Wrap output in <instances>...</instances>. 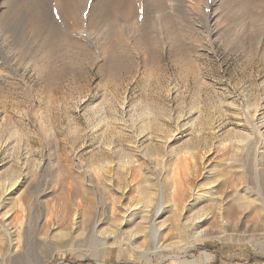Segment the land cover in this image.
I'll list each match as a JSON object with an SVG mask.
<instances>
[{"label": "rangeland", "instance_id": "obj_1", "mask_svg": "<svg viewBox=\"0 0 264 264\" xmlns=\"http://www.w3.org/2000/svg\"><path fill=\"white\" fill-rule=\"evenodd\" d=\"M112 1L104 9L115 16ZM224 10L222 34L210 42L196 31L182 40L181 53L159 47L175 44L172 33L174 42L152 36L158 47L145 56L132 50L104 62L94 51L71 57L63 50L49 76L22 63L16 66L24 86L0 76V210L23 216L22 227L15 222L20 237L0 243V264H264L257 222L264 212L238 213L250 210L255 174L248 172L264 160V21L240 19L235 6ZM25 41L17 56L39 60V40ZM261 186L264 196L263 180ZM169 187L200 193L203 208L212 198L224 208L241 195L244 206L232 202L235 222L228 225L220 209L218 228L207 235H195L190 224L183 232L174 227L160 250L150 234L131 239L129 226L118 224V243L94 254L91 222L102 219L108 227L111 205L119 216L122 207L144 214L161 188L169 202ZM244 188L250 192L241 194ZM221 191L230 195L224 200ZM74 213L91 216L81 231L43 235L46 218L64 226Z\"/></svg>", "mask_w": 264, "mask_h": 264}, {"label": "bare ground", "instance_id": "obj_2", "mask_svg": "<svg viewBox=\"0 0 264 264\" xmlns=\"http://www.w3.org/2000/svg\"><path fill=\"white\" fill-rule=\"evenodd\" d=\"M105 2L109 4L110 0H0V67L3 68L0 71L3 70L4 72L0 76H5L7 79L14 78L21 86H24V74L18 72L16 65L20 66L19 64L22 63L24 67L32 66V69L36 70L37 74L44 73L47 75L48 71H53L54 73V66L58 67V58H60V53L63 50L65 53H71V57H74L73 55L78 53V51H94L105 60L104 62L119 61L122 56L132 54V50L138 51L145 56L149 51L158 47L154 44L152 36H159L162 40H167L168 38L173 40V37H171L172 33L175 36V44H169L164 41L159 47L161 51L167 50L175 54L181 53L184 50V46H182L184 43L183 39L189 35L194 36L195 34L196 36V31L205 33L207 40L210 42L213 39H217L218 35L222 34L224 20H227L225 19L227 12L223 13V10L228 8V6L231 8L232 6L238 7L240 19L264 21V0H257L259 4H253V0H113V8L118 11V13L116 11L115 16L113 14L110 15L108 10L104 9L106 6ZM170 3L172 6L169 5ZM206 6L210 8V11L204 13L203 9ZM255 8L257 12H255ZM251 9H255L254 12L256 14L252 15ZM57 14L60 15L57 16L60 18L59 21L55 20V15ZM141 16L142 19L140 20L139 17ZM20 18L21 20H19ZM149 23L150 26L148 25ZM32 38L39 40L37 54L34 55L36 58L39 57L40 61L37 59L29 63L21 59V55H17L23 53L22 49L25 46V40ZM194 40H196V37ZM31 43H34V41ZM73 51H75V54L72 53ZM167 51L166 53H168ZM263 150L260 154H264ZM252 172L255 174L252 185L255 187V196L250 199V202L248 201L250 205V208L248 207L249 211L238 212L240 216H243L242 218H247L246 215L248 213H253L255 217L260 212H264V196L260 195L259 192V188L262 187L261 180L264 181V160L259 167L253 171L250 170L248 174ZM257 176L261 179L260 181ZM236 177L239 180V176L237 175ZM9 183V185H13L15 182ZM20 186L12 192V195L19 193ZM7 188L8 186H3L2 190L6 191ZM169 189L171 188L169 187ZM248 189H242L241 192H243L241 194L250 192ZM157 195L150 208L144 214L131 213L129 207H122L124 215L119 216L115 212L114 205H111L106 220L108 227L101 226L102 219H96L91 222V232L89 236H86L94 246L92 248L94 254L98 255L99 252L103 251L104 247L107 248L109 245L118 243V237L115 233V228H117L115 225L118 224L124 227L131 226L124 229L131 239L140 235L146 236L150 234L151 241L155 240L153 241L155 243L154 248L160 250L166 247V244L164 245V242H162L163 240H160L169 235L170 230L174 227L179 232H183L184 227L190 224L195 230V235H207L212 231H216L215 228H218L215 220H218L216 217L219 215L217 213L220 209L223 211L222 218H225L223 220L228 225L232 221L230 215L234 204L232 202H235V204L237 202L238 208L244 206L241 201L242 197L244 198L242 195L234 201L231 200L232 202L228 203L227 206L225 205L226 207L224 208L220 204V200L215 198L211 199L209 207L203 208L202 205H199L203 197L200 193L187 194L182 188L178 190L173 188L169 202L162 188L157 192ZM219 195H223L222 199L225 200L230 195V192L221 191ZM19 200L17 199V201ZM165 203L168 204L166 205ZM246 205L248 204L246 203L245 207ZM170 211L174 218L170 220L166 219V217L163 218L164 214L170 213ZM86 217L91 219V216ZM86 217L77 214L73 218L74 222L69 220L70 222L67 221L64 226L51 225L49 219L46 218L41 224V230H44L43 235L46 238L53 236L52 231L55 229L58 232L56 233L58 238L68 237L70 236L68 235L69 229H75V231L83 229ZM260 217L261 220L259 221V218L257 222L258 224L260 222L259 225L264 230V213ZM22 221L23 216L13 215L10 212L0 210V243H4L11 236L15 240L20 237L15 222H19L22 227ZM132 226L135 227L132 228ZM209 230L211 232H208ZM15 240L14 242H16Z\"/></svg>", "mask_w": 264, "mask_h": 264}]
</instances>
